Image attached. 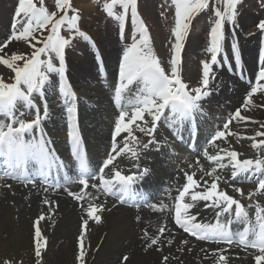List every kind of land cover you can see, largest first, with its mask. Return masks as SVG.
<instances>
[{"label": "snow or ice", "instance_id": "snow-or-ice-1", "mask_svg": "<svg viewBox=\"0 0 264 264\" xmlns=\"http://www.w3.org/2000/svg\"><path fill=\"white\" fill-rule=\"evenodd\" d=\"M242 2L243 0H172L175 6L173 32L175 42L169 72L165 71L160 60L152 51L149 30L138 13V0H110L109 3L103 5L107 16L114 19L120 29L126 28L130 13L138 34L124 51L122 62L119 64V84L114 90V103L120 108V112L114 127L112 153L118 151L115 144L116 136H120L123 132L132 137V125H136L140 132L152 136L162 117L181 141H183L184 130H187L190 136L192 135L197 116L202 111V101L211 95L209 85L210 77H214L213 66L222 63L221 53L224 50L226 39V23L231 24L233 28L232 40L234 42L231 43L233 59L236 62L241 60L239 37L235 29L238 23V8ZM210 4L214 6L215 16L214 26L210 29V46L207 49L211 59L210 62L202 63L200 86L191 87L183 81L181 75L182 49L193 20L202 11L209 9ZM220 5H223V10ZM117 6L122 9L119 14L115 11ZM56 7L57 11L50 12L44 6V0H18L11 36L5 42L0 43V53H5V49L12 41H24L33 49L30 55L16 53L0 55V65L6 66L15 74L14 83H5L0 77V157L3 158L4 164L7 166L4 175L34 184L38 179L47 182L54 169L58 173L64 167L63 162L55 155L54 149L49 147L51 141L47 138L42 127V120L47 119L49 115L47 101H42L43 115H41L40 107L35 103V96L44 97L46 87L52 86L57 87L64 97L71 154L79 166V174L71 182H78L87 189L89 180L98 179L103 185L105 193L113 196L118 193L128 194L133 181L137 179L136 177L115 171L114 179H105V169H109L111 172L109 166L113 164L115 156H107L99 168V175L93 173L88 165L78 126L76 97L67 78L66 49L70 42L77 37L86 41L93 49H96V44L85 31L81 30L79 26L81 17L72 8L71 0H57ZM70 11L75 14L69 15ZM256 26L261 33V38L264 39V21L258 22ZM62 29H66L70 35L67 37L62 35ZM45 32L48 34L45 35ZM96 55L98 59L102 60L98 49H96ZM223 59H227V57H223ZM54 60L58 62V65L54 63ZM21 61L22 65L18 64ZM52 74L58 77L57 84H52ZM261 81H264V64L259 67L255 85L247 94L245 109L252 103L254 94H264V83ZM133 84H136L134 97L128 101L127 105H124L122 104L124 93L129 91ZM18 103H22L25 109L35 110V118L32 121L20 118L25 115V112L18 110ZM165 110H168L170 115L165 116ZM145 113L151 118V127L147 126ZM234 118L238 121L248 119L241 114L240 109L235 111ZM137 121L144 122L145 126L141 127ZM230 123L231 119L223 125V128L228 129ZM261 128H264V125H261ZM34 129H39V136L33 134ZM26 135L30 138L26 139ZM225 136V131H216L209 143L214 144L216 140ZM256 136H264V131L257 132ZM250 139L254 140L255 137H250ZM154 142V140L150 141V143ZM260 143L264 144V141ZM253 146L259 145L254 144ZM144 147L148 148V145H144ZM129 151L133 156L137 155L125 141L124 147L119 149V152L122 154ZM221 154L227 156L234 169L233 180L237 176H241L242 179H251L257 172H264V160L245 159L241 161L236 151L220 149L216 155H208L207 150H204V155L209 161L217 162L221 168L227 167L228 165L221 163L223 159ZM147 171V169L144 170L145 173ZM214 171L215 169H213ZM219 179L220 177H216V180ZM186 180L187 184L178 197L175 224L200 240L212 241L217 244H237L245 248L256 249L258 252L255 255L256 264H264V207L259 203L249 205L250 208H255V223H253L249 219V212L245 206L225 191H217L218 185L213 182L206 191L192 194L191 201H212V205H205V207L214 206L220 209L216 212V223H193L197 219L195 215L185 216L182 219L181 213H187L193 207L192 203H185L184 200L189 190L198 182L193 179V175H187ZM54 186L64 187L59 181ZM199 186L205 187V185ZM91 187L97 189L99 186L93 183ZM258 189L264 193V179H259ZM235 191L243 194L242 189L236 188ZM68 194L74 196L78 201L83 198L82 195L73 192H68ZM249 199H251V195ZM44 203L50 204V201L45 200ZM233 206H235L234 211ZM97 211L96 206L89 205L87 217L99 224L101 217L97 215ZM225 214L228 215V218L226 221H221L220 217ZM43 220H45V216L40 215L34 222L35 256L37 258L41 257V250L46 246V240L41 242L43 237L40 223ZM234 222L243 224L245 227L243 230L233 233L230 226ZM87 225L88 220L85 219L82 229H86ZM160 231L162 233L164 229ZM145 239L149 241L147 247L151 249L158 244L160 237H149L145 234ZM85 256L84 233L82 231L79 236V264H85ZM127 259L128 257L125 256L124 260ZM166 259L167 257H165ZM226 260L225 255L219 256L220 264H225Z\"/></svg>", "mask_w": 264, "mask_h": 264}, {"label": "bare ground", "instance_id": "bare-ground-1", "mask_svg": "<svg viewBox=\"0 0 264 264\" xmlns=\"http://www.w3.org/2000/svg\"><path fill=\"white\" fill-rule=\"evenodd\" d=\"M95 3V0H88L84 2L82 4V14L87 15L89 12L93 11V9L95 8ZM1 11L3 13H1ZM14 11V4H7V7L4 8L3 4L0 3V13L3 16L1 17L0 14V35H2L3 32L1 31H3L4 28H12V25L14 23ZM249 11H251V9L245 13L244 17L246 16V18L242 19V23L245 21H253V16ZM5 15L7 19L5 18ZM202 18L203 16L195 18L194 24H197L198 21L200 23V21H202ZM209 26L210 23L208 24L206 20H204L201 25L197 24V30L192 36L195 38L201 32V30ZM130 28L131 30L129 32L128 38L130 37L132 40L138 35L134 22L132 23ZM124 30L125 29H121L119 33L123 34ZM131 32L133 33V35H131ZM122 38L123 37L121 36V39ZM260 38L261 37L258 38L256 44L247 45V51L244 52L241 49V60L238 62V69L247 72L252 69L253 72H255L258 47L264 42L263 39V42L259 43ZM230 39L231 40L225 39L224 50L221 53V59H223V57H226L227 55L233 58V54L228 52L229 49L227 47V44L229 42H233L232 36H230ZM252 48H254V50ZM8 49H11L13 53L18 50L17 48ZM21 49L26 50L27 47L23 45ZM96 49L100 50L101 48L96 47ZM69 52H66V67L67 78L71 82L73 81L72 78L77 79V77L75 75L71 76V73V75H69L68 72L71 65H67V58L70 59L69 63L71 62V64L73 65V61L80 63V56L79 54L72 56L70 54L68 55ZM6 53L7 52L5 51L4 55ZM102 54H100V57L103 58ZM191 60L192 58L187 55L182 69L191 64ZM1 68L4 72L13 73L4 65H1ZM114 73L111 74L109 81H111L113 75H116V71H114ZM80 77H86L88 79L91 78L84 75L83 72H80ZM228 77L229 75L227 74L226 79H228ZM51 82L52 84H56L57 80L51 79ZM71 84L72 88L74 89L81 86L79 82H71ZM226 87L229 89H231L232 87L234 93H232L231 95H225V91L219 92V98L215 97L216 99L214 98V100L213 97H211L210 100L207 99L203 102V104H209L210 113H212V116L214 117L210 119V124L206 128L203 127L202 123L200 122V132L202 134L204 133V131L210 132L212 130L211 132H214L216 128H218L220 120L219 115H221V113H224L225 111H220L219 107L214 108V104H217V102L221 101V103L218 104L226 105V102L230 101V105H228L227 103L226 109L235 110V108L242 105L243 96L248 92L245 84H239L237 87H233L232 85H230V83H228L224 86V88ZM52 89V86H50V88L46 87V96L44 97L35 96V103L39 105V107L43 106L42 101L44 100L47 101V104H49V106H56L59 104L58 99L55 103H53L50 98V91L53 92ZM47 91H49V93ZM73 91L75 93L77 106L79 104L83 105L81 109H79L78 107V126L83 141V147L85 149V155L87 157L92 156L97 159H106L108 155H116L113 164L109 166L112 173H114V169H118V171L120 172L124 171L123 174L125 175H133L132 173H126L127 170H137L141 166L146 167L148 170V181L144 190L147 196H152L158 186L161 185L160 183H167V192L173 190L174 186H180V194V192L183 191V188L186 186V176L193 175V179L198 183L196 186H193V188H191L189 190V193L185 196L187 197L188 203H192L194 206L188 210L190 216L198 215V220L196 221L202 222L207 220L213 221L216 219V211L218 210L217 208L213 207L216 210L215 212L213 210H208L207 207H205V205H209L208 203L202 204V202L198 200L197 202H193L191 201V195L199 193L198 190L203 188L199 185H205L206 187L208 185L210 186L213 182H217L213 181L216 180V177H220L219 181L224 185H226V183L229 185L233 184L231 182L235 181L231 178V172L229 176L227 174L229 171L223 170L221 167H219L218 164H214V161H209L204 155L203 148L206 147V149H211L212 151V148L216 146H214V144H216L219 140H216L214 144L203 143L202 151L192 158L191 162L188 165V169L182 166V163L180 165V162L177 159L179 158V156L172 149L173 144L171 142V133L173 134L174 131L170 127H168V125L159 130L156 129V133L153 136H149L145 133L140 132L132 135V137L135 138L133 139L132 137H129L127 133H121L119 138L116 140L118 151L116 153L108 154L105 156V154L110 151L109 133L113 128L111 120V118L113 119L114 117L113 112H111L113 103L111 102L107 106L103 105V101L105 98V95H103V93L105 91H102V89L100 90L98 86L97 88H87V94L85 95V97H88L89 102H91V105H93V109L92 111H90L87 110L83 104L86 101H83V98L81 96L78 97L76 90ZM259 100L262 101L261 105H264V95H261V93H256L255 95H253L252 103L248 105L247 109H245L243 105L241 114L248 117V119H257L260 122L259 125H264V110H260V112H258L253 108L259 103ZM17 107L19 111H25V113L35 114L34 109H25L22 103H18ZM40 110H42V107H40ZM61 113L62 110L57 107L51 109L48 118L45 119V123L42 125V127L47 138L52 142V149H54L55 155L61 156L58 157L59 160H61L62 162L68 160L72 161L75 158L71 156V153L68 154V147L67 145L64 146L65 144L63 143V138L66 137V132L68 136V128L64 127L59 121ZM257 114L260 115L257 116ZM200 115L201 114H198V116ZM235 121L236 122H234L233 126L234 128L232 129L234 135L231 138L232 140L237 141L240 144L235 145L229 150L221 147L219 148V151L215 150L216 153L214 152L211 155H216L218 152H220V149H226L228 151H236L238 153V158L243 161L244 159H242V156H240V154H244L245 157L249 159V156L251 154L253 155L256 152V147H254L253 144L250 143V137H255V139H252V141L254 143H257L256 145H258L261 144L259 142L264 140V136H256V134L251 136L250 134L246 133L249 127L245 124L244 121ZM162 122L163 124L161 125V127L164 126L165 120L163 119ZM137 124H139L141 127L145 126V124L143 123ZM147 126L151 127L152 122H148ZM253 128L256 127L253 126ZM135 129L139 131V128H137L136 125ZM261 131H264V128H259L257 130V132ZM33 134L39 136V129L33 130ZM188 134L189 132L187 130L183 131V135ZM27 138L30 137L26 135V139ZM241 139L244 140L240 141ZM68 140L69 136L67 137V141ZM153 140L155 142L150 143V141ZM125 141H127L128 147L137 153L136 156H133L130 151L124 152L122 154L119 152V149L124 147ZM220 142L223 141L220 140ZM165 144L166 146H164ZM144 145H148V148H145ZM97 146L102 148V152L97 149ZM261 150L264 151V148ZM185 154L190 153L188 151H185ZM221 155H223V157H227L224 154ZM152 157L155 159L152 160ZM228 162L229 159L226 160L224 164ZM171 163H174V165ZM178 167L179 170L178 172H176L175 168ZM6 168L7 166L4 164L3 160L0 165V169ZM183 168L185 169L181 172V174L176 176V173H179ZM213 169H215L214 172ZM108 173H110L109 169L104 172V175H107ZM185 173L186 175H184ZM60 174L64 180H71L75 176V172L72 168L68 170L65 167L60 169ZM226 176L227 181H225ZM164 186L165 185H161V188H163ZM68 192L82 195L83 198L78 201L74 198V196H70ZM175 193H177V191ZM109 199L110 204L106 203V201L102 197V194L97 189L89 188L87 191H83L78 185H72L70 187L63 188L58 193L52 194L50 191L44 190L39 186L37 187V191H35L34 187L31 186L27 187L18 183L0 182V248L7 249L8 247H12L11 256L8 258L10 260H7L6 258L3 260L8 261V263L11 264H32V262L35 260V243L33 244L32 242V240L34 239V222L40 215H44L45 220L41 221L40 228L43 237V240L41 242L43 243L46 240V246L42 248L41 257L35 260V264H79V250L73 248L78 247L75 242H69V244H71L73 247L64 242L53 245L51 239L47 238V234L49 232H54L57 237L68 236L72 234L74 230L77 231V224L82 225L85 219L88 220V225L86 229L82 230L84 233V242L97 240L102 244L100 248L98 247V252L95 250L96 246L92 248L91 253L86 258L85 264H159L160 257L158 254L152 251V248L158 251L169 252L171 258L167 257V260L168 262H170V264L218 263L215 260L212 251H207V249L203 246L193 247L189 243H184L185 241L182 240L183 237L181 238L180 235L174 233L172 231V226H168L167 222L170 219H168L166 215H163L165 214L163 210L161 211L150 209L142 211V214L139 217V215L133 214L132 210L121 207L114 208L111 205V203H114L113 195H111ZM45 200L50 201V204H45ZM156 202L165 203V201L162 200L160 202ZM89 205L96 206L98 208L97 215L101 217V222L99 224L96 223L95 225H93L95 221L90 217H87V210ZM109 207H112L111 210H109ZM195 212L197 214H194ZM149 215H151L150 223L153 227H149L147 224L146 226L143 225L142 229H139L141 232H139V230L137 229L138 222L134 221L135 217H138L139 220L142 221V216L149 217ZM125 220L132 222V224H124ZM169 225H171V223ZM104 226H107V228L104 229ZM166 227V232L163 236L160 237L158 244L156 246H153L150 251L145 252L143 248L146 247L149 242L147 239H145V234H147V236L149 237H156V234L158 233V235H160V230ZM82 231H80L78 236L81 235ZM105 231H107V233H105ZM143 231H145V234L142 233ZM24 238H26V242L24 241ZM56 245L59 246L56 247ZM212 249L218 248H211V250ZM123 250L129 252L134 251L132 253L130 252L132 256L125 263L120 260L119 262L116 261V255H121L120 253H122ZM190 251L192 253H190ZM122 257H124V255H122L120 259H122ZM229 260L230 264H252L248 256L242 257L239 253L236 252L232 254Z\"/></svg>", "mask_w": 264, "mask_h": 264}, {"label": "rangeland", "instance_id": "rangeland-1", "mask_svg": "<svg viewBox=\"0 0 264 264\" xmlns=\"http://www.w3.org/2000/svg\"><path fill=\"white\" fill-rule=\"evenodd\" d=\"M16 1H18V0H3V1L1 0L0 1V3L3 4L4 8L7 7V4H14L15 5V11L13 13V19H14L15 12L18 8V4H15V3H18ZM86 1H88V0H71L72 8L75 9L81 17V19L79 21V26L81 25L80 26L81 30H83V31L86 30L88 32V35L92 36V38L96 44L101 45V47L100 46L99 47L101 48L102 52L104 53L103 55H105V57H106V58L103 57L102 60L106 61V59H107L108 62L111 64L112 58L114 56H116L117 53L120 52L121 55H123L124 51H126L127 47L131 44V43H127V42H129V40L132 42L131 38L130 37L128 38L129 32L131 30V28L129 26H131L133 23V21H131L132 19H131L130 13H129L128 21L126 23V26L128 28H125L126 34L124 36V39L127 42L125 40H124L125 42L124 41L120 42L119 37H118V34H121V33H119V27L117 29H115L113 27V26H119L118 23L116 21L111 22V20H114V19L108 17L106 12L102 8L103 5L105 3H109L110 0H95L96 3H95V8L93 9V11L89 12L87 15H83L82 14L83 12H81V11H83V5L82 4ZM258 2H260L261 4H259ZM262 3H263V0H243L242 4L240 5L238 27L236 26L237 29L235 30L236 34L238 36H240L239 39H241V43H242V44L240 43V51L242 49L245 52V51H247V45L256 44V41H257L260 34H258V33L256 34L257 30L253 27L252 22L245 21L242 23V19L246 18V16L244 17V15L250 9H251V11H249V12L253 16V19H255V17L260 16L263 12L262 9H263L264 4L262 5ZM56 5H57V0H44V6H46L50 12L57 11ZM220 7L223 8V5H220ZM212 9L214 10V6L210 4L209 9H207V10L212 11L214 14V11ZM115 11L119 14L120 12H122V9H120L119 6H117ZM1 13H3V12L1 11ZM138 13H139L140 17L142 18V20L144 21L146 27L149 29V34H150V38H151V45L150 46L152 48L154 55L160 60L161 66L165 69V71L169 72L170 67H171L170 61H171L172 56H173V44L175 42V38L173 35L174 27H175V6L172 3V0H138ZM73 14H75V13H73L71 11L69 12V15H73ZM202 14H204L205 17L202 18V21H200V23L198 21L197 24L201 25V23L204 20H206L209 24L210 23V21L208 20L209 19V12H207V11L201 12L195 18L202 16ZM1 17H3L2 14H1ZM5 18L7 19L6 15H5ZM193 22H194V20H193ZM197 24H193L194 28L196 30H197V28H196ZM226 24H225V34H226V38H227L228 27ZM212 25L214 26V24L210 23V26H212ZM191 27H192V25H191ZM191 27L189 29L188 35L185 38L184 47H183L182 51L184 52L187 49L186 56L188 55L190 58H192V60H191L192 63L189 64L187 67H184L183 69L181 68V71L185 70L184 72H181V75H182V79L184 82L189 84L191 87H196V86H200V83L202 81V63L204 61H210V59H211L210 54L207 52V49L210 46V30L205 28V30H203V31L201 30L202 31L201 34L197 35L198 37L196 36L195 38L192 37L190 39ZM125 30H124V32H125ZM127 31H129V32H127ZM1 32H3V33H2V35H0V38H1V43H3L6 40H8V38L11 36L12 30H8V27H6ZM44 34L47 35L48 33L45 32ZM61 34L66 36V37L70 35V33L68 31H66L65 29L61 30ZM229 34H231V33H229ZM114 35H115V37H114ZM131 35H133L132 32H131ZM230 36H232V34ZM79 39L81 40L80 43H82V39L81 38H79ZM242 40L246 41V43H244V45H243ZM85 44H82V45L85 46ZM23 45H25L27 47L26 50L21 49ZM82 45L76 44V43H71L67 47L66 52L70 51L68 53V55L70 54L72 56V55L79 54V56H80V63L73 61V65L71 64V62L69 63L70 59L67 58V65L68 64L71 65L68 73H69V75L72 74L71 76L75 75L77 77V79H73L71 77L73 80L71 82L72 83L79 82L81 84V86L76 88V89H74V88H72V89L76 90L78 97L81 96L83 98V101H86L85 103H83L85 108L87 110L92 111L93 105H91V102H89V100H88L89 98L85 97V95L87 94V88H90V87H96L97 88V86H95L96 67L93 64L94 61L97 60V57L95 56L93 58V56L88 53L89 50L86 51V49H89L88 46H86L84 49V48H82ZM120 45H123V46L120 47ZM96 47H98V46H96ZM8 48H17L18 50H16L14 52L16 54H29L30 55L31 51H33V49H31L29 47V45L24 41H12L11 43L8 44V47L5 49V51L7 52L6 53L7 55H11V54H13V52L11 49H8ZM94 52L96 55V50ZM0 55H4V53H0ZM186 56L182 57V67L186 61ZM42 59H44V57H42ZM121 62L122 61H120V59H119V64ZM22 63H23L22 61L18 62V64H20V65H22ZM54 63H57V65H58V62L55 60H54ZM94 70H95V73H94ZM80 72H83L84 75L91 77V78L90 79H88L86 77L81 78ZM14 75L15 74H13V73L4 72L1 68V65H0V77L3 78L5 83H14ZM52 75L56 76L55 74H52ZM109 80H110V77L107 79V81L111 82ZM219 81L222 82L223 81L222 78L220 80H217L215 82V84H214V82L212 83L213 84L212 90L219 87ZM228 83H230V82H228ZM230 85H232L233 87L234 86L237 87L239 84L232 82V83H230ZM47 87L50 88V86H47ZM98 87L100 88V90L102 89V87H100V86H98ZM52 88H54V87H52ZM222 89L220 90V92L225 91V93H226L225 95H231L228 93L229 88L226 87V88H222ZM231 89H232V87H231ZM133 90L136 91V84H133V86L130 87V91H133ZM54 91H55L54 94H58L59 89L56 87V88H54ZM47 92L49 93V91H47ZM92 93H94V92H92ZM103 95H105L103 105L107 106L109 103L112 102V100H111L112 95H111V93L107 94L106 92H104ZM261 95H264V94H261ZM45 96H46V93H45ZM50 96H51L50 98L53 101V103H55L57 101V98L54 100V95H53L52 91H50ZM218 96H219V93L217 95L213 96V99L215 97L219 98ZM210 99H211V97H210ZM213 99H212V101H213ZM218 103H221V101L217 102L216 106L213 105V107L214 108L217 107ZM232 103H234V102H232ZM239 103H238V105H239ZM19 104H21V103H19ZM261 104H262V101L259 100V103L257 105H255L253 108L256 111L260 112V110H264V105H261ZM226 105H227V102H226ZM226 105H222V106L225 107V109H226ZM82 106H83L82 104H79L78 105L79 109H81ZM222 106L219 107L220 111L221 110L224 111ZM40 107L43 108V106H40ZM54 107H57L60 110H62V107L58 104L56 106H49L48 112H50V110L53 109ZM258 115H260V114H257V116ZM59 121L62 123V125L64 127L68 126L67 125V115L63 112V110L61 113V117L59 118ZM220 122H221V120H220ZM244 122L249 127V129L246 131V133L250 134L251 136L256 134L257 130L259 128H261V125H259L260 122L257 119H250L249 118L247 120H244ZM253 126H255L256 128H253ZM89 127H90V125H89ZM231 133H232V130H231ZM242 140H244V139H241L240 141H242ZM222 141L223 142H220V140H219L217 142L216 146L214 148H212V151H211V149H206V147L203 148V151L206 149L208 155H211L214 152L216 153V151H219V148H221V147L229 150L230 148L234 147L235 145L240 144L239 142L232 140V138H230V137L228 139H224ZM162 143H163V141H162ZM250 143L253 145L257 144V143H254L252 141V139H250ZM64 146H66V145H64ZM67 147L71 148V146L69 147L68 145H67ZM97 149L102 152L101 147L97 146ZM256 152L254 154L264 155V153H262L261 150H257ZM240 156H242V159H248L247 157H245L244 154H240ZM250 156H252V154ZM250 156H249V159L251 158ZM92 159L96 160L97 158L92 157ZM151 159H154V158L152 157ZM65 162L70 163L71 161L68 160ZM65 162H63V163H65ZM67 169L69 170L71 168H67ZM193 170H194V166H193ZM225 181H227V176H226ZM232 185L233 184H230L229 186H232ZM163 211L165 212V210H163ZM150 218H151V215H149V217H143L142 216V218H141L142 221H140V220L138 221L137 229L138 230L142 229V226L143 225L146 226V224L149 227H153L150 223ZM95 224H96V222L93 225H95ZM124 224L130 225V224H132V222L125 220ZM77 228H78L77 231L74 230V232L72 234H70L68 236H63V237H57L54 234V232H49L47 234V238L51 239L53 245L58 244L60 242H64V243H68V244L71 241L75 242L78 245V247H73L71 244H69V245L71 247L79 250V236L78 235H79L80 231H82L83 229H82L81 224H77ZM106 228H107V226H104V229H106ZM139 232H140V230H139ZM143 232H145V231H143ZM105 233H107V231H105ZM24 241L26 242V238H24ZM29 242H30V240H29ZM32 242L34 244V239L32 240ZM101 245L102 244L97 240H90L88 242H85V251H86L85 262H86L87 256L91 253L92 248L96 246L95 250L98 252ZM58 246L59 245H56V247H58ZM11 249H12V247H8L7 249L0 248V264H6V262H8V261L3 260L5 258L7 260H10L8 258L11 256ZM143 249L145 252L150 251V249L146 248V247H144ZM152 251H154L156 254L159 255V257H160L159 264H163V263L164 264H170V262H168L167 259L165 260V257H170L169 252L158 251L154 248H152ZM128 252L129 251L123 250V252L120 253L121 255H119V254L116 255V261H118V262H119V260L123 261L124 257L128 256V255L130 256V257L128 256V260H129V258H131V256H132L131 253L134 251H130L131 253L130 252L128 253ZM122 255H124V257H122V259H120ZM177 255H179V254H177ZM36 259H38V258L35 256V260ZM35 260L32 262V264L36 263ZM128 260H124V263L127 262ZM8 264H11V263H8Z\"/></svg>", "mask_w": 264, "mask_h": 264}]
</instances>
